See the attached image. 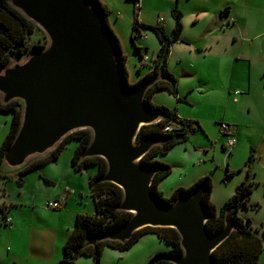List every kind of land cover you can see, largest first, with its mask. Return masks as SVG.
I'll return each mask as SVG.
<instances>
[{"label": "water", "instance_id": "obj_1", "mask_svg": "<svg viewBox=\"0 0 264 264\" xmlns=\"http://www.w3.org/2000/svg\"><path fill=\"white\" fill-rule=\"evenodd\" d=\"M10 5L39 27L47 46L12 59L0 68V100H19L22 117L18 132L2 157L4 171H14L28 160L52 150L63 137L88 129L91 140L81 158L100 157L106 172L100 179L122 192L117 209L131 213L123 225L88 234L86 245L99 241L125 242L144 227H170L178 236L179 256L172 264H216L212 252L235 230L227 212L224 226L209 233L200 187L162 204L151 190L158 171L140 159L162 139L135 142L142 126L156 123L160 113L144 104L147 89L162 80L158 73L135 88H128L116 60L111 34L102 16L88 0H9ZM181 141V134L174 135Z\"/></svg>", "mask_w": 264, "mask_h": 264}, {"label": "rangeland", "instance_id": "obj_2", "mask_svg": "<svg viewBox=\"0 0 264 264\" xmlns=\"http://www.w3.org/2000/svg\"><path fill=\"white\" fill-rule=\"evenodd\" d=\"M239 1L236 0V5L232 7L231 17L233 20H230L233 21V26H229V29L227 28L226 21L223 26L219 24L220 19H223L224 15L221 13L219 16V13H216L213 7H199L198 10L193 7H187L184 15H182L180 8L182 10L183 7L179 8L176 6L181 13L182 31L180 33V40L174 42V45L182 47V50L174 52L170 60L171 54L169 55L167 71L177 79V94L181 98L185 96V101L181 100V102H178L175 96L164 91L156 92L157 102L165 104L164 107L166 106L168 109L176 108L179 115L184 116L186 119L197 121V124L192 123L191 128L195 129L197 125H201L208 134L211 143L210 146L207 145L206 150L208 156L207 165L211 167L212 182L209 200L216 208H219L232 196L234 186L241 182L239 181L241 178L240 174H235L232 178L224 181L225 169L227 167L230 169L243 167L247 160L249 148L259 149L261 148V141H264V75L256 72L259 67V63H256L250 78L248 76V64L243 61L244 57H242L248 53V41H246L248 40V9L245 8L248 5V0ZM100 3L110 12L108 20H110L113 26V30H111L120 42L123 53L127 55L124 65L127 72V81L129 84H133L139 77L145 75L150 70L151 60L154 59L158 49V42L150 30H142L141 36L131 41L129 35L134 12L137 14V19L143 21L144 24L161 26L168 35H171L172 19L170 14L171 8L176 4H174V0H149V4L140 8L139 11H134L131 0H100ZM198 15L199 20L196 21ZM184 23L187 25L186 28L184 27ZM225 38L229 39L228 42L230 44L234 43L233 53L242 55L241 59H235L236 61L233 63L225 61L217 62L219 59L216 55L219 49L217 42L221 44ZM41 42L42 37L39 33L29 36V52L35 50L32 48V45L40 44ZM207 42L212 44L213 47L202 49L201 52L197 53L198 48ZM172 44L170 46V53ZM144 46L148 49L145 53L149 60L147 61V66L139 70V58L138 53L135 52V48H144ZM188 50H190V53ZM179 56L185 58L184 64L187 66V70H189L187 74L182 72V64L176 61ZM208 62L216 64L215 70L210 72L207 69ZM219 63H222L221 68L218 67ZM249 80L250 90L248 94L247 84ZM235 92L238 94L234 95ZM246 94L247 96L244 97L243 95ZM234 97L237 99L242 97V99L235 104L233 102ZM0 118L1 145L9 129L10 114L1 113ZM219 123L228 124L233 132V136L231 137L234 138L235 144L229 150L233 151L230 155L227 154L229 153L228 150H225L224 153L220 150L221 144L229 136H221ZM3 127L4 129L1 131ZM196 134L193 135L189 131L187 134L188 138L185 139L186 142L183 141L182 144L169 154V161L171 160V156L175 155V162H180V152L186 147L189 159L186 162H181L180 167H178L179 169L174 167L171 170V174L164 180L161 190L166 197L171 194L174 186L181 184L188 187L195 181H192V177L204 171V166H202L203 169L196 168L203 161L205 162L203 158H207L203 157V151L199 150L198 161L196 159L198 157L194 161L192 159L194 154L189 152L192 149V144L196 145L197 140L200 141V144L202 143L201 135H199L201 132H197ZM214 143L215 150L211 147ZM65 146L58 156L57 164H50L42 168L63 169L64 166H67L68 169L77 142L70 141ZM212 157L213 160L211 159ZM262 162L263 166L261 165V168L264 169V156H262ZM95 172L96 168L94 166H90L83 171L86 175L94 174ZM5 173L9 175V173H17V171H5ZM252 181V194L248 203L254 205V207L240 209L238 217L243 220L249 219L252 233L261 239L263 250L260 253L258 264H264L263 172L258 170ZM86 188L88 193L89 186L87 187L86 185ZM85 200L87 203L80 204L79 206L83 215L94 214L93 205L88 194ZM88 208L90 213L88 212ZM146 237L155 239V248L158 252L170 250L171 248L170 245L156 240L155 235ZM139 247L136 246V248L125 252H113L120 255L119 259L114 261L101 257V264H146V261H142L141 263L137 261L138 257L141 256V252L138 250ZM106 251L111 253V250Z\"/></svg>", "mask_w": 264, "mask_h": 264}, {"label": "trees", "instance_id": "obj_3", "mask_svg": "<svg viewBox=\"0 0 264 264\" xmlns=\"http://www.w3.org/2000/svg\"><path fill=\"white\" fill-rule=\"evenodd\" d=\"M92 3L102 16V23L106 30L111 34L118 65L128 88H135L150 77L161 73L163 79L155 82L150 86L144 96V104L150 109L160 113V119L153 124L142 126L137 132L135 142L139 143L149 137L162 139V143L153 146L141 159L140 164L144 167H155L158 171L154 174L151 181V190L155 197L162 204H171L181 194L190 195L196 189L203 187L205 189L203 202L208 219L206 226L209 233H217L224 226V216L228 212L231 219L236 223V228L228 238H226L213 252L212 259L216 264H258L260 253L263 250V244L260 238L252 233L249 219L238 217V211L242 208H252L254 205L248 203L252 194L253 181L250 176V163L252 158L249 156L244 164L245 178L234 187L232 196L226 200L219 208H216L209 200L212 191L211 178L208 175L197 178L188 187H177L172 190L169 196H164L157 189V184L170 173V166L155 159L156 156L165 155L174 145L184 141L187 137L186 132L191 131V123L186 119L177 117L174 109H168L164 106L154 105L151 102L153 93L157 91H166L180 99L177 96V79L167 71V59L170 52V46L180 38L182 31L181 13L176 6L171 10L173 27L171 35L166 34L161 26L146 25L138 21L137 14L134 12L131 26V40L141 36L142 30H150L156 40L159 48L154 59L151 60L150 70L143 76L139 77L133 84L127 81V72L125 70L126 56L121 50L119 41L109 27L107 18L109 11L100 3L99 0H88ZM132 3L135 0H131ZM227 12V8L225 9ZM34 33H39L42 37L40 44L32 45L35 50L29 52L28 38ZM47 37L45 33L37 27L32 21L28 20L18 10L13 8L9 0H0V68L6 66L12 59L21 58L37 52L47 46ZM138 53V68L143 69L147 63L140 67L142 56L146 55V48L143 50L135 48ZM149 60V58H148ZM0 113L10 114V125L5 137L0 145V180H8L7 173L2 168V157L5 150L14 140L22 117V104L19 100H12L8 103H2L0 100ZM167 125H177L178 129L172 132H165ZM181 134V141H175L174 135ZM91 140V132L88 129L76 130L67 134L61 141L49 152L40 157L28 160L23 166L16 169L18 179L16 185L21 186V176L27 172L33 171L45 164L54 162L60 152L70 141H76L77 146L74 148L70 165L74 172L82 173L90 166L96 168L94 174L88 175L89 196L94 208L92 215H77L71 232L62 245L63 257L56 264H74L79 257L91 258L95 264L100 263L102 251L104 248H110L124 252L129 250L136 241L145 234H153L158 240L170 245V250L156 252L147 261L146 264H172L166 260L169 256H179L182 249L179 243L177 232L170 227H144L135 231L132 236L125 242L117 241H99L95 247L86 245L88 234H96L104 231L115 229L123 225L131 217V213L117 209L122 200L121 190L111 182H104L100 179L106 172V163L100 157L81 158L82 152L88 146ZM233 172L226 170L224 181L231 177ZM0 206V219H3ZM4 224V223H3Z\"/></svg>", "mask_w": 264, "mask_h": 264}, {"label": "crops", "instance_id": "obj_4", "mask_svg": "<svg viewBox=\"0 0 264 264\" xmlns=\"http://www.w3.org/2000/svg\"><path fill=\"white\" fill-rule=\"evenodd\" d=\"M242 1L243 0H240L239 2ZM235 2L236 0H174V4H176L175 6L179 8L183 7L182 10L180 8L182 15H184L187 7H193L194 9L197 10L199 9V7H213L214 11L216 10L215 12L219 13L218 14L219 16L221 13L224 15L223 19H220L219 24L223 26L226 21L228 25L227 26L228 29L233 26V21H231L230 19L233 20V18L231 17V11H232V7L236 5ZM147 4H149V0H139L140 8H143V6H146ZM226 8H227V12L225 11ZM245 8L248 9V40H246L248 41V53L245 54V56L234 54L233 53L235 47L234 43L230 44V42H228L229 39L225 38L222 40L221 43L223 45L219 44V42L216 41L219 48L216 55L219 57L217 62L225 61V62L233 63L236 61L235 59H241L242 57H244L243 61H245L248 64L247 65L248 76L250 78L252 70L256 63H259V67L256 72L262 73L264 75V0H248V5ZM108 19L109 18H107L109 27L113 30L112 23ZM198 20H199V15L197 16L196 21ZM138 21L143 23V21L140 20ZM171 24H172L171 25V32H172L173 19ZM184 27L185 28L187 27L186 23H184ZM164 32L166 33L165 30ZM129 36H131V28H130ZM174 44L175 43L172 44L171 53L169 52V55L171 54L170 58L168 56L169 60L172 58L174 52L182 50V47H178V45H174ZM212 47L213 45L207 42L206 44H202V46L198 48L197 53L201 52L202 49H210ZM144 48H146V51L148 50L146 46H144ZM144 48H140V49L143 50ZM158 48H159V44H158ZM121 50L123 49L121 48ZM188 52L190 53V50H188ZM124 55L127 58V55L126 54ZM176 61L177 63L182 64L181 70L183 73L187 74L189 70H187V66L184 64L185 58L183 56H179ZM221 66L222 63H219L218 67L221 68ZM207 67H208L207 69L211 72L215 70L216 64L214 62H208ZM249 90H250V80L247 84L248 94H249ZM156 96H157L156 92L153 93L151 97V102L154 105L164 106L165 104L157 102L158 99H156ZM177 96L180 99L178 102H181V100L185 101V96L182 98L178 94ZM243 96L245 97L247 96V94ZM241 99L242 97H240L239 99L234 97L233 102H235L236 104ZM174 110L176 112L177 117L181 119H186L184 118V116L179 115L176 108H174ZM186 120L190 121L191 127H192V123L193 124L198 123L197 121L196 122L191 121L190 119H186ZM3 129L4 127L1 128V131H3ZM190 132L193 135H195L197 132H201V134L199 135H201L202 138L201 144L199 140H197L196 145L192 144V149L189 151L194 154L192 159H194V161H196L197 159L198 161L200 151H203L204 154L203 157H207V158H203L205 162L203 161L201 165L196 167L200 169L204 168V171L192 177V181L204 175H208L211 178V172H210L211 167L207 165L208 156L206 151L207 145L210 146L211 143L209 140V136L201 125L199 126L197 125L195 129L192 128ZM188 133L189 131L186 132V135ZM187 138L188 137H186V139ZM182 142L174 145L165 155L156 156L155 159L162 163L168 164L171 170L174 169V167L175 168L177 167V169H179L178 167H180L181 162H186L187 159H189L187 154L188 152L187 148L184 147L183 150L180 152L181 154L180 162H175L174 160L175 155H172L171 160L169 161V154H171L172 150H174L177 146L182 144ZM184 142H186V140H184ZM224 143L225 141L221 144L220 150L222 153H224L226 150L224 147ZM260 146L261 148L259 149L249 148L248 151L247 158L249 156L252 158V162L250 163V172H251L250 176L252 179L255 178V175L257 174L258 170L262 171L264 175V169L261 168V165L263 166L262 156H264V141H261ZM211 147L213 148V150H215V143L214 145H211ZM231 151H228L229 153L227 154L230 155L231 153H233V151L232 152ZM211 159L213 160V157ZM57 161H58V157L52 163L45 164L33 171L23 174L21 176V180H22L21 186L16 185V180L18 179L17 173H9V175H7L8 180H0V206L5 205L8 207V211L6 212V217L10 220L11 223V226H5L3 223H1L0 220V264H56L59 260L62 259L63 257L62 245L72 230L76 216L83 215L82 211L80 210L81 207L79 206L80 204L83 205V203L84 204L87 203L85 199L87 197V194L89 195V191L87 193L86 185L88 187V175L91 174L86 175L83 172L76 173L71 168V165L68 169L67 166H64L63 169L42 168L50 164H57ZM202 166L204 167L202 168ZM171 170L170 173L165 178L160 180L157 184V189L161 191L163 195L164 192L161 190V188L164 183V180H166V178L171 174ZM226 170L228 172H233L232 176L229 177L228 179L232 178L233 175L235 174L241 175L239 181H242L245 178L244 165L243 167L238 169H230L227 167L224 171L225 173ZM177 187H187V186L177 184L172 188V190ZM67 188L72 189L73 193L67 196L66 200L59 206L58 209L49 210L45 208V204L47 202L56 200L58 198V195ZM88 212H89V208H88ZM146 236H154V235L145 234L141 236L136 241V243L130 248L133 249L136 248V246H140L138 250H140L141 256H139L137 260L140 263L142 261H146L145 263H147L148 259L153 254L158 252V250L156 251L155 248L156 245L154 243L155 239L147 238ZM156 240L158 239L156 238ZM106 250H111V253H108ZM113 252H120V251L110 248H104L101 257L106 259L109 258L111 259V261L119 259L120 255ZM74 264H95V263L91 258L79 257ZM99 264H101V261Z\"/></svg>", "mask_w": 264, "mask_h": 264}, {"label": "built area", "instance_id": "obj_5", "mask_svg": "<svg viewBox=\"0 0 264 264\" xmlns=\"http://www.w3.org/2000/svg\"><path fill=\"white\" fill-rule=\"evenodd\" d=\"M133 9H134V11H139V9H140L139 0H135L133 2ZM147 61H148V57L142 56V59L140 61V67H143L147 63ZM237 94H238L237 92L234 93V95H237ZM173 129H178V126L177 125H167V126H165L164 131L165 132H172ZM219 131H220L221 136H229V137H227V139L224 143L225 149L229 151L230 149H232V147L235 144L234 138L231 137V136H233L231 128L226 123H219ZM72 193H73L72 189H70V188L65 189L63 192H61L58 195V198L56 200L47 202L45 204V208L46 209H52V210L58 209L59 206L66 200L67 196H69ZM7 211H8V207L3 205L2 209H1L3 219H0V220H1V223H4L5 226H11L10 220L6 217Z\"/></svg>", "mask_w": 264, "mask_h": 264}]
</instances>
